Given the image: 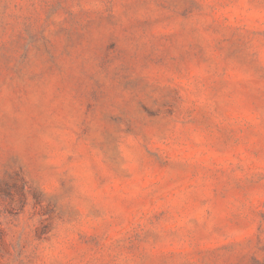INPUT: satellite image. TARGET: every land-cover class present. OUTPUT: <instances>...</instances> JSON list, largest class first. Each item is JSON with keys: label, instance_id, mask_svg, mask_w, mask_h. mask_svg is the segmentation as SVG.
<instances>
[{"label": "rangeland", "instance_id": "obj_1", "mask_svg": "<svg viewBox=\"0 0 264 264\" xmlns=\"http://www.w3.org/2000/svg\"><path fill=\"white\" fill-rule=\"evenodd\" d=\"M0 264H264V0H0Z\"/></svg>", "mask_w": 264, "mask_h": 264}]
</instances>
